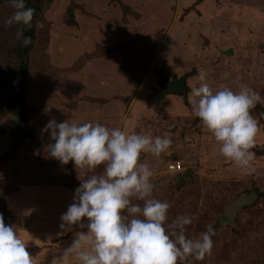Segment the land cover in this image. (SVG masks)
Returning <instances> with one entry per match:
<instances>
[{
    "label": "rangeland",
    "instance_id": "1",
    "mask_svg": "<svg viewBox=\"0 0 264 264\" xmlns=\"http://www.w3.org/2000/svg\"><path fill=\"white\" fill-rule=\"evenodd\" d=\"M14 11L9 0H0L2 79L10 78L16 63L12 46L21 25L5 23ZM32 22L30 111H25L30 133L12 160L0 162V213L18 224L26 245L65 235L60 217L73 202L68 190L80 181L81 170L73 162L69 167L47 156L46 147L54 141L40 130L50 119L99 122L126 134L171 138L170 148L159 157H140L154 170L153 194L171 205L169 222L177 215L195 217L186 226L189 238L209 224L215 229L211 255L189 257L183 264H264V126L259 123L251 149L253 170L243 172L217 153L214 137L192 115L189 103L201 76L213 91L248 86L261 95L251 114L264 124V0H43ZM184 73L191 75L180 94L155 93L162 75L170 80ZM6 82L0 85L1 99L9 92ZM134 101L133 115L126 118ZM15 122L14 115L0 116V154L16 141ZM171 157L181 162L187 178L166 170ZM28 181L38 184L31 190L23 184ZM59 187L69 189L63 194ZM12 190L20 193L13 198ZM247 191L259 196L238 210L233 223L222 219L230 200ZM11 206L33 215L29 225L5 212ZM57 256L41 263L52 264Z\"/></svg>",
    "mask_w": 264,
    "mask_h": 264
},
{
    "label": "clouds",
    "instance_id": "2",
    "mask_svg": "<svg viewBox=\"0 0 264 264\" xmlns=\"http://www.w3.org/2000/svg\"><path fill=\"white\" fill-rule=\"evenodd\" d=\"M9 3L15 11L5 23L30 28L35 9L26 7L25 0ZM16 36L24 46L32 42L24 35L23 27ZM200 80L189 98L192 115L214 137L220 156L243 172L252 171L255 153L251 149L260 127L251 110L261 102L260 93L248 86L236 92L228 87L213 91L203 76ZM40 131L54 141L46 147L49 158L62 165L71 161L76 170H81V182L74 190L73 202L60 217L59 227L64 232H71L74 226L86 231L75 232L59 257L61 264H183L189 257L203 260L211 255L213 225L189 238L186 226L194 216L177 215L169 222L171 205L155 198L154 170L140 162L142 153L159 157L166 152L171 138L126 134L99 122L58 123L55 119ZM101 165L103 169L97 173ZM0 264H34L26 242L17 229L5 224L2 215Z\"/></svg>",
    "mask_w": 264,
    "mask_h": 264
},
{
    "label": "trees",
    "instance_id": "3",
    "mask_svg": "<svg viewBox=\"0 0 264 264\" xmlns=\"http://www.w3.org/2000/svg\"><path fill=\"white\" fill-rule=\"evenodd\" d=\"M43 0H25L26 7H31L35 9L34 15L36 16L38 12L40 11V4ZM32 26L23 27V32L25 36L31 37V44L24 46L22 43V40H18L17 37L15 38V44L12 46L14 57L16 58V63L13 67V73L10 76L9 79H2L1 73H0V85L3 83V81L7 80V82L4 84L6 85L9 83L8 93L5 97L1 99L0 97V116L3 114H11L16 116V130L18 129V135L16 137V141H14V144L9 148L8 151L5 152V154H0V162L3 160L10 161L12 160L16 154L18 153V149L20 147V144L28 139L29 135V129L27 127L28 125V115H25V111H30V108L26 105V98H27V85H28V78H29V59H30V51L33 47L34 40H35V26L34 23L31 22ZM3 53H0V57H2ZM261 123V125L264 126L262 122L258 119V124ZM49 136V135H48ZM43 148H41L42 150ZM41 156V155H40ZM5 158V159H3ZM3 159V160H2ZM173 160H176L173 158ZM6 166V165H5ZM69 166V165H67ZM4 167V165H3ZM70 167V166H69ZM248 192V191H247ZM259 196V192H256ZM8 215L10 213L8 211H5ZM1 215L3 213H0ZM4 222L7 225H11L9 221L7 220V216L4 217ZM29 252L32 250L28 249Z\"/></svg>",
    "mask_w": 264,
    "mask_h": 264
},
{
    "label": "crops",
    "instance_id": "4",
    "mask_svg": "<svg viewBox=\"0 0 264 264\" xmlns=\"http://www.w3.org/2000/svg\"><path fill=\"white\" fill-rule=\"evenodd\" d=\"M187 80V79H186ZM128 82H131L129 79H128ZM161 85V84H160ZM186 86H188V84L186 83ZM186 86H185V88H186ZM112 89V88H111ZM111 100V99H110ZM109 99H107L106 100V102H107V105H112V103H113V101L111 102ZM115 103V102H114ZM134 103H135V101L133 102V104L131 105V108H132V110H131V112L133 111V105H134ZM118 107H119V105H118ZM131 112H129V114H127V117L126 118H128V116H131V115H133V112L131 113ZM117 119H119L120 120V115H117ZM118 120V121H119ZM43 154H41V156H42ZM171 159H173L172 157H171ZM169 161V160H168ZM260 161V160H259ZM259 161H257V162H259ZM41 165V164H40ZM39 165V166H40ZM72 165V164H71ZM42 166H43V164H42ZM185 171V169H184V167H183V170L182 171H179V172H181V173H183ZM179 172H177V173H179ZM185 176H186V178H187V171H186V174L185 173H183ZM46 176H47V174H45ZM189 175V174H188ZM20 181V180H19ZM11 183H16V182H11ZM21 183H23V182H21ZM79 184H80V181L78 182ZM23 184H26L28 187H30V189L31 190H33V185H36V184H38L37 182H35V183H33V182H25V183H23ZM79 186V185H78ZM77 186V187H78ZM60 188V187H59ZM4 189V188H3ZM67 189H69V188H60V189H58V192H60V193H63V194H65L66 193V191L65 190H67ZM75 190V189H74ZM74 190H68L72 195H74ZM248 192H250V191H248ZM11 194H12V197L13 198H15L16 196H17V194L18 193H20V192H14V190H12L11 192H10ZM10 193H9V195H10ZM60 195H62V194H60ZM11 201L13 202V204H15V200H13V199H11ZM12 204V205H13ZM12 210V211H11ZM11 210L9 209V213H10V215L12 216V217H15V219H19L18 220V223H22V225H25V226H27V225H29V223L32 221V219H33V215H31V216H29V214L27 213L26 214V212H24L23 210H18L17 209V207L15 206H11ZM23 213V214H22ZM20 214H21V217H20ZM25 223V224H24ZM85 224H86V222H84ZM58 224V223H57ZM11 225L15 228V229H17V230H19L20 229V227H18L15 223H11ZM16 225V226H15ZM52 227L54 228V227H56L54 224L52 225ZM77 231H86V228H84V229H82V230H80L79 229V227L78 226H74L73 227V230L71 231V232H66L65 233V235L64 236H59L57 239H55V237L57 236H53V237H48V238H46V239H44V237L41 239V240H39V241H35L34 243H30L29 245H26L27 246V248L28 249H30V250H32L31 252H30V254H31V256H32V258H33V262H34V264H42L41 262L43 261V260H45V259H47V260H49L50 258H53L55 255H58L57 257H56V259L58 260V258L60 257L59 256V252H62L65 248H67L68 246H67V243H69V242H71L70 240L71 239H69L68 237L70 236V238H74V235L72 234L73 232H74V234H75V232H77ZM66 234H69L68 235V237L66 236ZM66 236V237H65ZM20 238L22 239V237L20 236ZM60 241V242H59ZM46 243H48L47 245H44V244H46ZM31 245V246H30ZM60 249V250H59ZM56 253V254H55ZM56 260V261H57ZM47 264V263H46ZM59 264H61V262H60V260H59Z\"/></svg>",
    "mask_w": 264,
    "mask_h": 264
},
{
    "label": "water",
    "instance_id": "5",
    "mask_svg": "<svg viewBox=\"0 0 264 264\" xmlns=\"http://www.w3.org/2000/svg\"><path fill=\"white\" fill-rule=\"evenodd\" d=\"M195 72V71H193ZM191 73H184L179 77L173 76L170 80L167 77H160V89H156L160 96L165 93H178L180 94L185 86L186 79ZM258 197V194L254 191L241 192L236 198H232L230 202L225 206L222 212V219H227L229 223H233L240 208L250 205Z\"/></svg>",
    "mask_w": 264,
    "mask_h": 264
},
{
    "label": "built area",
    "instance_id": "6",
    "mask_svg": "<svg viewBox=\"0 0 264 264\" xmlns=\"http://www.w3.org/2000/svg\"><path fill=\"white\" fill-rule=\"evenodd\" d=\"M166 170L171 173H177L183 170L182 164L178 160H169L166 163Z\"/></svg>",
    "mask_w": 264,
    "mask_h": 264
}]
</instances>
